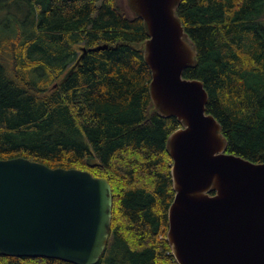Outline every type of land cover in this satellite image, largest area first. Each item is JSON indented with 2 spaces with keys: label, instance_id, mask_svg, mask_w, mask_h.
<instances>
[{
  "label": "trees",
  "instance_id": "1",
  "mask_svg": "<svg viewBox=\"0 0 264 264\" xmlns=\"http://www.w3.org/2000/svg\"><path fill=\"white\" fill-rule=\"evenodd\" d=\"M177 14L198 50L184 77L204 82L227 151L264 162V0H181ZM147 38L125 0H0V158L108 180L113 216L97 264H179L167 235V141L181 122L154 107Z\"/></svg>",
  "mask_w": 264,
  "mask_h": 264
},
{
  "label": "water",
  "instance_id": "2",
  "mask_svg": "<svg viewBox=\"0 0 264 264\" xmlns=\"http://www.w3.org/2000/svg\"><path fill=\"white\" fill-rule=\"evenodd\" d=\"M125 1L148 35L142 47L154 107L181 122L167 141L175 191L167 235L175 258L264 264V162L227 151L221 123L207 111L204 82L184 77L198 50L177 14L181 0ZM112 216L107 179L24 156L0 158V255L97 264Z\"/></svg>",
  "mask_w": 264,
  "mask_h": 264
},
{
  "label": "bare ground",
  "instance_id": "3",
  "mask_svg": "<svg viewBox=\"0 0 264 264\" xmlns=\"http://www.w3.org/2000/svg\"><path fill=\"white\" fill-rule=\"evenodd\" d=\"M194 79H196V78H194ZM200 80V79H199ZM202 81V80H201Z\"/></svg>",
  "mask_w": 264,
  "mask_h": 264
}]
</instances>
